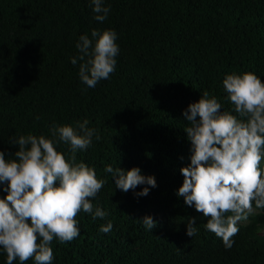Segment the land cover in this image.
Segmentation results:
<instances>
[{"label": "trees", "instance_id": "16d2710c", "mask_svg": "<svg viewBox=\"0 0 264 264\" xmlns=\"http://www.w3.org/2000/svg\"><path fill=\"white\" fill-rule=\"evenodd\" d=\"M108 19H94L91 0H0V151L14 159L21 135L52 138L53 125L87 119L101 140L78 151L77 162L106 181L92 203L107 211L81 212L80 235L53 240L52 264H264V209L238 222L225 249L206 230L207 218L177 196L190 165L183 116L204 91L232 111L223 79L255 73L264 82V0H105ZM115 30L116 70L95 88L81 82L71 59L81 35ZM235 114V113H233ZM57 150L68 154L63 143ZM154 176L157 187L137 197L115 186L105 167ZM264 168V161L261 162ZM0 184V198L6 197ZM147 185L138 186L136 192ZM255 207V205H253ZM151 216L156 227L142 222ZM196 217L198 235H186ZM111 221L109 233L100 231ZM7 254L0 249V264ZM25 264H35L30 259Z\"/></svg>", "mask_w": 264, "mask_h": 264}, {"label": "clouds", "instance_id": "9594fccd", "mask_svg": "<svg viewBox=\"0 0 264 264\" xmlns=\"http://www.w3.org/2000/svg\"><path fill=\"white\" fill-rule=\"evenodd\" d=\"M94 19H108L110 6L105 0H91ZM115 30L93 29L91 38L81 35L76 47L80 53L71 63L79 67L81 82L95 88L116 70L120 52ZM226 99L232 111H221L216 97L204 91L198 102L184 111V130L191 142L190 165L180 169L184 177L177 196L207 218L205 228L223 242L225 249L234 245L238 222H247L257 209H264V82L253 72L228 74L223 79ZM235 113V114H233ZM87 119L70 124L53 125L52 138L44 135H21L10 143L18 145L15 158L6 159L0 151V184L6 185V197L0 198V249L7 254L6 264H52L53 240L69 243L80 235L81 213L93 220L105 219L109 213L92 203L106 181L97 178L95 168L77 162L78 151H85L93 138L102 137L89 127ZM68 145V154L57 150ZM115 177V186L123 193L130 190L137 197L149 195L157 187L154 176L141 174L139 167L125 170L108 165L104 169ZM147 185L136 192L138 186ZM255 205V207L253 206ZM151 230L156 222L151 216L142 220ZM196 217L187 223L186 235H198ZM108 221L100 231L111 232Z\"/></svg>", "mask_w": 264, "mask_h": 264}, {"label": "rangeland", "instance_id": "374dc122", "mask_svg": "<svg viewBox=\"0 0 264 264\" xmlns=\"http://www.w3.org/2000/svg\"><path fill=\"white\" fill-rule=\"evenodd\" d=\"M264 232V231H263Z\"/></svg>", "mask_w": 264, "mask_h": 264}]
</instances>
